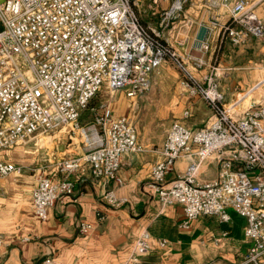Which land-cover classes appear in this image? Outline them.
Segmentation results:
<instances>
[{
  "label": "built area",
  "instance_id": "obj_1",
  "mask_svg": "<svg viewBox=\"0 0 264 264\" xmlns=\"http://www.w3.org/2000/svg\"><path fill=\"white\" fill-rule=\"evenodd\" d=\"M190 1L172 0L162 22L168 25L179 18ZM207 2L210 8L225 10L230 22L213 17L208 25L202 23L208 28L205 40L197 39L196 53L182 55L160 31L141 22L135 0H0V178L25 169L4 158L10 149L61 126L81 128L83 110L91 108L96 114L92 126L81 128L84 135L88 130L93 133L90 150L61 161V179L54 180L45 171L38 174L32 204L41 220L47 219L48 209L61 195L73 196L77 184L85 181L81 172L86 164L94 178L123 183L118 174L122 157L145 148L134 122L127 115L114 117L112 96L123 89L130 99L148 92L152 73L171 60L180 71V85L205 100L215 119L197 130L183 120L172 122L161 158L151 168L149 186L164 206H183V229L199 216L218 218L224 228L213 239L217 245L229 236V211H235L245 219L243 232L249 243L237 264H264V91L259 102L237 115L240 101L225 102L215 68L197 75L208 65L214 31L235 45L251 38L264 45V16L256 13L251 0ZM104 87L110 99L97 112L91 102ZM190 115L186 110L183 117ZM226 150L230 155H225ZM186 155L193 157L192 162L166 182L176 162ZM213 156L220 161L218 175L203 181L200 166ZM103 199L112 207L127 201L114 190H107ZM91 229L89 222L78 225L83 234ZM149 239V231L144 230L135 241L134 255L123 264H142L137 255L151 251ZM159 245L165 247L167 240H159ZM42 264L57 263L46 258Z\"/></svg>",
  "mask_w": 264,
  "mask_h": 264
},
{
  "label": "crops",
  "instance_id": "obj_2",
  "mask_svg": "<svg viewBox=\"0 0 264 264\" xmlns=\"http://www.w3.org/2000/svg\"><path fill=\"white\" fill-rule=\"evenodd\" d=\"M171 2L172 0H135V9L143 24L160 31L164 39L182 55L196 53L197 34L202 23L208 25L213 17L219 18L222 23L230 22V16L225 10L210 8L207 0H191L181 16L166 25L162 22L163 13ZM251 2L256 13L264 16V0ZM207 60V67L197 72V75L202 77L211 68H215L225 102L231 105L240 101L237 115L252 102L262 99L264 45L259 40L251 38L244 45H235L216 30L211 34V51ZM171 64L175 65L171 60H166L160 66L157 82L159 80L158 85L163 83L167 90L165 96L160 97L159 105L162 108L165 106L167 113L173 118L171 123L183 120L184 112L190 110L191 115L186 123L192 130L208 126L215 119L213 110L205 100L191 96L180 85L178 71L171 73L173 76L168 74L166 70ZM152 87L149 100H152V95L164 93L161 88ZM143 94L133 99L128 98L133 102L130 105L134 112H138L137 100ZM122 96L123 93H120L112 100L113 115L118 118L127 113L132 120L129 114L133 111H126L127 100L124 101ZM153 100L156 99L153 97ZM106 102H101L100 107ZM161 102L165 103L162 105ZM143 106L144 104L141 110ZM88 111L81 115V128L88 129L94 123L96 114L91 108ZM159 127L154 124L137 128L139 142L145 150L122 157L118 171L123 180L121 185L115 180L94 178L89 164H86L83 173L81 172L85 181L77 184L73 196L61 195L57 203L48 209L46 220H41L35 214L32 204L38 174L45 171L54 180L61 179L63 174L59 168L60 162L88 152L93 133L88 130L84 135L81 128L61 126L10 149L4 158L25 169L22 173H11L0 178V236L4 240V244L0 246V264H42L46 258H51L57 264H123L134 255L135 241L144 230L150 233L152 249L147 254L137 255L142 264L208 262L205 261L208 256L217 254L211 246L213 239L224 228L219 219L199 216L191 222L189 229H183L180 226L184 219L183 206H164L149 186L152 180L151 168L161 158L169 129L168 127L162 132ZM156 131L165 134L157 136ZM229 151L226 150L225 155ZM192 160L190 155L180 158L167 175L166 182L184 172ZM219 163V158L213 156L202 164L199 169L200 179H215ZM107 190H114L118 197L126 198L127 201L119 207L108 205L103 199ZM229 212L231 222L227 224L231 225L227 227L230 234L220 246L228 245L229 251L238 247L236 249L240 250L242 257L249 246L243 232L246 222L235 211ZM80 222L91 223L92 229L85 234L80 233ZM25 237L30 239L26 241ZM162 239L167 240L165 247L159 245V240Z\"/></svg>",
  "mask_w": 264,
  "mask_h": 264
},
{
  "label": "rangeland",
  "instance_id": "obj_3",
  "mask_svg": "<svg viewBox=\"0 0 264 264\" xmlns=\"http://www.w3.org/2000/svg\"><path fill=\"white\" fill-rule=\"evenodd\" d=\"M161 68L159 67L157 70H155L153 73H152V76H151V87L152 88H161V90H163V94L162 95H158V96H153L152 95V100L150 98V94L152 93V89L150 88V90L148 92H146L145 94H143V96H141L140 99H138V103H139V107H137L138 112H134L133 108L131 109V105L133 104L132 101H130V99H128L127 95H126V89H123V91H118L116 93L113 94L112 96V99L114 101V99H116L118 97V95H120V93H123V96L122 98H124V101L127 100V106H126V111L127 110H132L133 112H130V116L132 118V120L134 121L135 124H137V128H141L143 126H151V125H157V126H160L159 128L162 129V132L165 131L166 128L170 127L171 126V120H173V118L169 115V113H167L166 109H165V106L162 108L160 104V97H164L165 94H166V86L163 85V83H161V85H158V82H157V79L159 77V70ZM178 71L179 74H180V71L179 69L176 67V65H172L166 70L168 72V74L170 76H173V72ZM165 71V72H166ZM181 76V74H180ZM155 81V83H154ZM157 82V83H156ZM159 86V87H158ZM156 89V90H157ZM153 97L154 99L156 100H153ZM110 99V95L108 93V90L104 87L101 89V91L95 96V98L92 100L91 102V107H96L97 108V112H100V103L101 102H104V101H108ZM192 100V99H190ZM163 103L165 102H161V104L163 105ZM131 104V105H130ZM142 104H144V106L142 107V110H141V106ZM130 105V107H129ZM146 105V107H145ZM195 106H197V103H195ZM129 107V108H128ZM140 109V110H139ZM89 109H86V110H83L81 112V115L84 111H88ZM89 112V111H88ZM92 113V111H90V114ZM137 113V114H136ZM127 115V113H125ZM186 120L187 119H183L184 121V124L187 125L189 128L190 126L186 123ZM79 122L81 123L82 122V119L80 117L79 119ZM158 128V130H159ZM157 132V131H156ZM165 133H159L157 132V136H162L164 135ZM213 247V250H216L217 251V254L216 255H212V256H208L207 259H205V261H209V260H220L222 261L224 264H237L239 263L240 261V255H241V252L239 249H236L238 247H233L232 250H228V245H224V246H220V245H217L216 243L213 245H211ZM211 250V251H213Z\"/></svg>",
  "mask_w": 264,
  "mask_h": 264
},
{
  "label": "water",
  "instance_id": "obj_4",
  "mask_svg": "<svg viewBox=\"0 0 264 264\" xmlns=\"http://www.w3.org/2000/svg\"><path fill=\"white\" fill-rule=\"evenodd\" d=\"M207 33H208V28L206 26H201L197 34L198 41L201 42L205 40Z\"/></svg>",
  "mask_w": 264,
  "mask_h": 264
}]
</instances>
